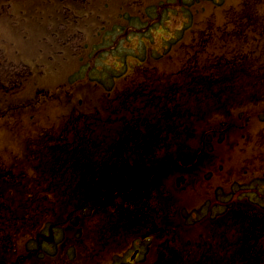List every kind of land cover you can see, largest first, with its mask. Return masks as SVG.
<instances>
[{
	"label": "rangeland",
	"instance_id": "obj_1",
	"mask_svg": "<svg viewBox=\"0 0 264 264\" xmlns=\"http://www.w3.org/2000/svg\"><path fill=\"white\" fill-rule=\"evenodd\" d=\"M80 2L79 6L71 2L67 4L72 9L84 7L83 10H75L83 18L78 22L73 16L67 27L65 16L69 10L61 0H0V174L3 175L0 178L11 186L10 183L21 180L19 176L26 177L29 179L26 185L31 182L34 187L31 191L36 193L34 198L29 199L28 211L26 204L17 198L12 201L20 208L14 214L7 209L5 202L1 204L4 212L0 215V263L34 264L25 260L29 247L26 230H37L35 224L46 219L48 212H55L60 202L64 208H61L62 215L71 211L69 208L74 203V197L63 191H68L72 180L60 159H85L84 155L88 154L89 160L95 162L115 154V149L87 151L75 144L69 147L76 146L75 150L69 152L65 147L69 140L74 143H80L82 139L91 142L99 137V143L109 145V138L113 141L125 134L124 127L133 128V124L128 122L133 119L131 112L138 114V104L146 106L149 112L144 115V122L138 125L139 134L134 132L135 127L130 133L144 138L146 134L140 131L151 128L145 117L159 124L157 117L164 111L161 104L168 106L171 103L178 109L187 106L189 95L186 94L189 93L190 82L185 78V62L205 50L206 46L223 48L227 43H233L226 33L213 42L214 37L206 43L198 40L201 33L197 26H190L193 21L191 8L184 6L178 13L183 0ZM138 4H141V10L149 6L160 7H157L155 21L141 30L145 43L140 41V36L131 35L130 25L124 26L125 17L120 23L123 26L121 32L114 29L118 20L104 31L103 20L109 16L118 17L123 7L138 14ZM197 4L192 7L195 11L206 5L200 14H196L198 20H203L202 28L222 27L227 23L228 15L235 18L244 12L251 15L264 13V0H218L217 11L211 0H201ZM165 9L177 11L178 15H173L172 11L163 12ZM258 49L264 53V40ZM199 58L203 60V57ZM125 65H129L130 69ZM21 73L28 74L30 78L24 88L13 89ZM170 74L176 75L171 81L182 85L172 88L168 80L160 78ZM108 90L111 95L106 94ZM183 90L187 92L186 99L180 97L185 92ZM171 98L174 100L171 101ZM257 101L259 107L241 115L238 113L236 119L224 117L211 124V129L215 131L212 139L207 137L210 134L198 139L197 155L202 157L196 159L195 165L187 167L191 176L182 173L176 178L179 181L187 179L188 185L178 189L172 179H166L158 186L159 196L156 192L142 195L141 207L144 209L147 206V210L152 211V214H141L140 223L145 226L143 237L150 232H155V235L139 246L142 251L137 264H155L161 251L167 253L168 258L164 252L162 255L170 262L172 257L175 259L181 254L182 258L188 259L192 252L197 253L202 264L218 261L223 255L222 242L230 237L220 217L228 212L233 203L249 198L264 201V189L259 188V180L264 181V96ZM98 108L106 114L99 113ZM114 111L122 112L119 119L126 117L127 123L109 122L108 114ZM141 111L146 112V109ZM173 114L177 119L183 117L180 112ZM89 118L96 124L89 122ZM187 126L189 122L185 124ZM176 133L179 131L162 134L166 148L172 146L173 139L179 142L182 138V132L175 136ZM109 134L111 137H108ZM102 137L107 140H102ZM120 145L126 155L130 154L131 147H136L135 144ZM157 145L163 146V142ZM140 146L138 149L144 152ZM163 157H166L165 153L158 156L146 154L145 159ZM75 198L78 199L77 196ZM132 198L134 202L125 207L127 212L140 213L141 210L136 208L135 195ZM33 205H37L36 211ZM194 211L197 212L192 217ZM68 215L67 220L70 221ZM17 216L22 220L18 221ZM87 216L90 219V214ZM57 217L58 211L48 222L60 220ZM109 223L105 226L95 223L92 227L98 233L112 228L108 227ZM26 225L30 229H26ZM13 229L17 231L12 232ZM134 232L135 228L126 232L116 229L111 231V236L125 237L129 242L133 241ZM12 242L18 244L15 247L18 251L8 256Z\"/></svg>",
	"mask_w": 264,
	"mask_h": 264
},
{
	"label": "trees",
	"instance_id": "obj_2",
	"mask_svg": "<svg viewBox=\"0 0 264 264\" xmlns=\"http://www.w3.org/2000/svg\"><path fill=\"white\" fill-rule=\"evenodd\" d=\"M168 1L174 2L177 0ZM211 1L218 4L217 0ZM197 3L200 4L201 0H183V5L178 9V13L184 6H189L193 15L190 26H198V31H201L200 25L203 20H198L196 14H200L206 5L195 11L192 7L198 6ZM156 6L160 8L158 5ZM157 7L149 6L138 14L131 11L124 13L126 18L124 26L130 25L132 27L131 35L138 34L141 31L140 29H146L148 24L151 25L155 21ZM166 11H172L173 14L178 15L177 11L175 12L172 9H165L163 12ZM170 15L172 16V14ZM262 18H264L262 12H255L253 15L250 12H244L243 15L235 18L228 15L227 23L223 24L222 27H215L217 30L204 29L206 35H204V30L201 31L202 43H206L207 40L211 41L213 37L215 39L218 31L222 35L228 34V38L231 36L233 43H227L223 48L216 47V49L207 46L205 52L200 50L201 52L193 55L187 63L185 62L187 66L185 78L190 82L189 93L191 94L183 90L185 92L180 94V97L186 99L185 96L189 95L186 108L191 121L190 127L185 130V135L189 136V145L184 144L183 135H180L182 138H179V143L174 146L172 157L175 158L177 166L191 167L196 164L195 161L198 157H202L197 155L198 139L205 134H210L207 137L212 139L215 131L211 129V124L214 125V122L224 117H234L236 119L238 113L241 115L245 111L259 107L260 103L257 99L264 96V53L258 49V46L264 40V20ZM116 23L114 29L118 32L123 29V26L120 24L121 21ZM133 28L138 30L134 31ZM250 33H253L251 35L254 42L250 47H246ZM198 40H200V36H198ZM210 56L212 57L211 60ZM199 57H203V60H200ZM160 78L168 80L170 82L168 84L172 88L182 85L171 81L176 78V75H167L166 77L161 75ZM200 87H203V89L200 90ZM185 93L187 94L185 95ZM173 100L174 98H171V101ZM171 105H168V107L164 104L160 105L161 108H164V115L169 114ZM180 108L178 109L177 105H172L171 111L182 112L183 115L185 107L180 106ZM177 123H180V126L182 125L180 128L183 129L182 122L176 121V125ZM169 124L171 125L173 122L169 121ZM128 135L131 137H128L129 140L133 139L135 143L138 135L130 132ZM177 135L176 133L175 136ZM159 138L161 139V136ZM137 144L135 143L136 146ZM170 151L168 158L170 157ZM19 178L21 180L13 182V187L0 192V206L5 202L7 209L12 214L20 208L14 204L12 199L17 198L22 204H26V179L23 176ZM33 207L36 211L37 205H33ZM227 211L220 217L221 222L225 225V231L230 232V237L224 238L222 242V260L209 261L208 264H264V201L248 199L236 202ZM3 212L4 210L0 208V215ZM0 219L2 220L1 217ZM17 219L18 221L22 220L19 216H17ZM15 230L17 231V229H13L12 232ZM231 236L233 237L231 238ZM219 244H221V240ZM163 252L161 251L159 254L161 256L155 264H202L196 252H192L188 259L182 258V254L175 259L172 257L171 262L164 258ZM164 253L167 257V253Z\"/></svg>",
	"mask_w": 264,
	"mask_h": 264
},
{
	"label": "flooded vegetation",
	"instance_id": "obj_3",
	"mask_svg": "<svg viewBox=\"0 0 264 264\" xmlns=\"http://www.w3.org/2000/svg\"><path fill=\"white\" fill-rule=\"evenodd\" d=\"M109 146L122 147L117 144ZM145 158L110 157L95 162L60 159L72 180V184L67 187L68 191L65 189L63 192L84 200L82 204L73 203L69 208L71 211L67 215L70 221L65 215L64 220H57L49 225L38 223V226H48V232H40L36 237L29 238L32 248L28 250L26 260L38 257L34 264H136L135 260L127 259L126 246H140L143 234L141 229L137 231V213L129 214L125 207L134 202L132 195H135L138 205L143 194L156 192L162 178L172 179L174 171L168 160ZM40 181L44 182L42 176ZM98 192H101L100 197L111 195L113 201L117 199L123 205L114 206L118 215L113 217V223H109L108 227L112 228L96 233L89 216L83 211L91 208L93 213L101 209L98 205L101 201L93 200ZM130 224L133 226H129ZM132 228H135L133 241L127 242L125 237L111 236V231L116 229L126 232L132 231ZM56 231L59 233L56 234ZM154 234L152 232L148 236ZM136 251L139 253L140 248H136Z\"/></svg>",
	"mask_w": 264,
	"mask_h": 264
},
{
	"label": "bare ground",
	"instance_id": "obj_4",
	"mask_svg": "<svg viewBox=\"0 0 264 264\" xmlns=\"http://www.w3.org/2000/svg\"><path fill=\"white\" fill-rule=\"evenodd\" d=\"M175 2V1H174ZM142 108H144V109H146V112H142V111H140ZM98 112L99 113H103V114H106V112L105 111H103L101 108H98ZM137 112H138V114H136V115H134V113H135V111L134 112H131L132 113V117H133V119H131V121H132V123H136V122H144V120H143V117H144V115H146L147 116V112H149V110H148V108L145 106H143V105H139L138 104V110H137ZM142 113H144V114H142ZM123 113L122 112H119V111H114L111 115H109L108 116V118H109V122H112V123H114V124H117V123H119L120 121H119V117L122 115ZM146 118V120H145V122H148V117H145ZM114 216H116V215H113V217Z\"/></svg>",
	"mask_w": 264,
	"mask_h": 264
}]
</instances>
